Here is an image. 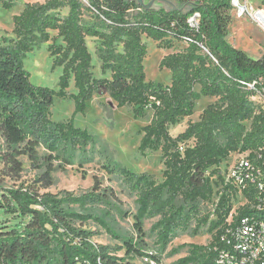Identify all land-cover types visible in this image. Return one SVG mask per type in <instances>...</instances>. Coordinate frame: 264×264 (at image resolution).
<instances>
[{
  "label": "trees",
  "instance_id": "trees-1",
  "mask_svg": "<svg viewBox=\"0 0 264 264\" xmlns=\"http://www.w3.org/2000/svg\"><path fill=\"white\" fill-rule=\"evenodd\" d=\"M18 1L26 3L12 19V37L0 36V136L7 149L3 159L20 167L17 157L26 156L34 168H45L39 181L45 180L46 186L61 166L89 162L96 141L88 130L75 127L74 116L83 114L95 95H103L109 106L130 108L135 118L148 119L152 113L140 129L138 152L144 156L159 151L163 171L158 182L153 175L117 164L104 166L136 195L133 234L128 236L116 235L111 212L103 209L118 210L123 219L129 214L98 181L79 195L39 193L22 185L1 188L0 208L6 219L0 228V264H134L136 259L160 264L144 242V221L153 219L150 232L160 251L191 226L193 236L208 226L211 242L188 244L187 255L176 264H218L221 230L233 198L221 172L233 155L257 149L264 139V103L240 84L256 81L258 90L264 88V54L252 58L227 42L231 0H88V6L81 0H0V6L11 10ZM196 12L200 18L193 29L187 21ZM51 32H56L53 39ZM144 37L164 49L174 42L183 45L181 51L165 53L160 62L161 69L171 72L169 84L146 79ZM185 37L202 43L217 62ZM88 38L95 39L99 78ZM49 41L53 66L62 68L58 90L34 86L24 69L25 55ZM71 83L75 93L68 92ZM55 97L73 101L72 118L51 119ZM203 97L217 100L173 137L170 129L192 116ZM209 205L212 210L203 214L202 208ZM88 223L100 226L121 245L92 242L97 232L85 229Z\"/></svg>",
  "mask_w": 264,
  "mask_h": 264
},
{
  "label": "rangeland",
  "instance_id": "rangeland-1",
  "mask_svg": "<svg viewBox=\"0 0 264 264\" xmlns=\"http://www.w3.org/2000/svg\"><path fill=\"white\" fill-rule=\"evenodd\" d=\"M38 1L43 2L44 0ZM81 1L86 6L89 5L88 0ZM160 1L155 0V3L158 4ZM239 1L243 2V0ZM244 1L254 9H264V0ZM25 3V1H18L11 10H4L0 6V36L12 37V19L23 10ZM164 6L167 8V5ZM65 13L66 10L63 11V14ZM228 15L230 19L227 42L232 47L244 51L252 58L262 56L264 54V32L262 29L252 23L248 17L239 18L234 9L230 10ZM55 36L56 32H51V38L53 39ZM143 41L148 49L147 56L143 61L146 79L161 84H169L171 72L167 69H161L160 62L163 54L181 51L183 45L174 42L170 49H164L161 47L162 44L145 37ZM57 42L59 43L60 40H57ZM51 43L52 41L43 43L33 51L28 52L23 59V63L24 69L29 74V80L34 86L58 90V81L62 68L53 66V60L48 52V46ZM87 46L92 55L95 77L99 78L102 75L94 50L95 39L88 38ZM68 92L75 93L72 83ZM216 100V98L209 97L200 99L195 105L194 114L185 118L179 125L172 127L170 134L176 137L186 129L190 122H197L203 109ZM109 101L108 96L95 95L87 103L85 112L74 116L75 127L88 130L96 141L93 159L82 165L76 160L71 165L61 166L50 174L51 185L49 186L45 185V180L39 181L44 175L45 168H34L26 156L17 157L20 167L7 163L3 159L7 149L0 136V189L22 185L36 189L39 193L58 194L70 192L79 195L89 192L93 188L95 181H98L102 189L112 191L113 195L119 199L117 201L118 207L122 206V209L129 214L127 218L123 219L118 210L103 209L111 212V226L115 228L116 235H132L134 222L132 215L136 213V195L119 176L109 174L104 166L117 164L136 174L147 173L153 175L159 182L162 179L163 171L161 153L159 151L147 152L142 156L138 152L141 139L140 129L149 123L152 113H148V119L135 118L130 108H116L115 106L112 108L108 104ZM257 102L263 103L261 99H257ZM73 114L74 103L72 100L55 97L54 104L50 109V116L53 121H67L73 117ZM248 125L249 123H247ZM188 144L192 145L193 143L189 142ZM40 152L43 153V150ZM53 165L58 167L59 162L54 161ZM212 208L210 205L203 207L202 213L205 214ZM5 219V212L0 208V228ZM155 221V219L144 221V229L147 234L144 242L146 251L156 255L160 259V264H176L180 258L187 255L188 244L208 245L212 240V235L208 232V226L200 228L196 236L192 235L194 226H191L189 231L179 233L165 251H160L159 246L155 243L154 235L150 232L151 225ZM11 223L13 224V222ZM84 228L97 232V235L92 238V242L96 244L107 245L112 248L121 245V241L118 238H115L95 223H88ZM181 245L186 246L180 249L178 253L173 254L172 249ZM117 255L122 257L124 252H117ZM133 263L144 264L145 261L136 259Z\"/></svg>",
  "mask_w": 264,
  "mask_h": 264
},
{
  "label": "built area",
  "instance_id": "built-area-1",
  "mask_svg": "<svg viewBox=\"0 0 264 264\" xmlns=\"http://www.w3.org/2000/svg\"><path fill=\"white\" fill-rule=\"evenodd\" d=\"M231 7L239 18L248 17L264 32V9H254L244 0H231ZM199 18L200 14L194 13L187 21L188 25L197 29ZM184 39L188 44H196L205 55L217 62L202 43L189 37ZM240 84L251 91L255 99L264 103V88L258 90L256 81H242ZM230 159L221 174L224 187L233 197L232 208L221 230L222 245L218 250L217 263L264 264V139L257 149L235 154ZM218 200L216 197L215 203ZM241 210H248L249 214L240 216Z\"/></svg>",
  "mask_w": 264,
  "mask_h": 264
},
{
  "label": "water",
  "instance_id": "water-1",
  "mask_svg": "<svg viewBox=\"0 0 264 264\" xmlns=\"http://www.w3.org/2000/svg\"><path fill=\"white\" fill-rule=\"evenodd\" d=\"M139 4H143V0H136ZM152 4V2L149 4V5H147V6H150Z\"/></svg>",
  "mask_w": 264,
  "mask_h": 264
},
{
  "label": "crops",
  "instance_id": "crops-1",
  "mask_svg": "<svg viewBox=\"0 0 264 264\" xmlns=\"http://www.w3.org/2000/svg\"><path fill=\"white\" fill-rule=\"evenodd\" d=\"M164 55V54H163Z\"/></svg>",
  "mask_w": 264,
  "mask_h": 264
}]
</instances>
